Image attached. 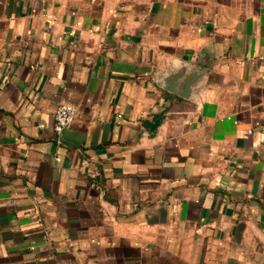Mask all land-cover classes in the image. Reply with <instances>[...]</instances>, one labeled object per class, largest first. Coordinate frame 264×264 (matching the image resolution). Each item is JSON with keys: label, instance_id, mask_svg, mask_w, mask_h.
<instances>
[{"label": "crops", "instance_id": "0c3cea01", "mask_svg": "<svg viewBox=\"0 0 264 264\" xmlns=\"http://www.w3.org/2000/svg\"><path fill=\"white\" fill-rule=\"evenodd\" d=\"M0 264H264V0H0Z\"/></svg>", "mask_w": 264, "mask_h": 264}, {"label": "built area", "instance_id": "2783aa9c", "mask_svg": "<svg viewBox=\"0 0 264 264\" xmlns=\"http://www.w3.org/2000/svg\"><path fill=\"white\" fill-rule=\"evenodd\" d=\"M76 113V107L70 102H61L58 104L54 112L53 129L56 133H60L64 128L68 127L73 121Z\"/></svg>", "mask_w": 264, "mask_h": 264}, {"label": "water", "instance_id": "95a60500", "mask_svg": "<svg viewBox=\"0 0 264 264\" xmlns=\"http://www.w3.org/2000/svg\"><path fill=\"white\" fill-rule=\"evenodd\" d=\"M180 72L176 73L175 75H169L167 76L164 80H165V84H166V88L171 90L172 92H175L177 94H180L182 96H187L190 92V87H191V83L194 81V79L196 78V76L198 75L197 70H193L190 72V74L188 75V77L186 76V74L184 75V81L182 85H178L176 84V86H178L179 89L176 90V88H174L175 86V82L173 80V78L175 76H179ZM174 86V87H173Z\"/></svg>", "mask_w": 264, "mask_h": 264}]
</instances>
